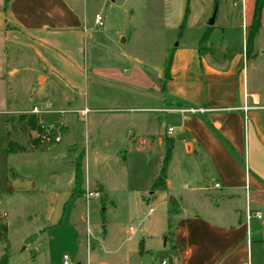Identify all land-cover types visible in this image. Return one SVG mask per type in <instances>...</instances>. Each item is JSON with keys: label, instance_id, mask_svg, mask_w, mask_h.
<instances>
[{"label": "rangeland", "instance_id": "374dc122", "mask_svg": "<svg viewBox=\"0 0 264 264\" xmlns=\"http://www.w3.org/2000/svg\"><path fill=\"white\" fill-rule=\"evenodd\" d=\"M67 1L86 9V32L75 53L60 43L27 45L4 14L0 154L10 143L27 151L10 154L6 165L0 161V217L9 227L8 245L0 244V263L7 253L8 264H60L65 254L77 264H170L173 230L164 232L184 215V206L221 224L228 219L209 199L195 202L197 186L219 194L213 189L215 175L201 156L187 155L181 115L154 110L164 106L158 90L168 81L165 72L171 74V56L178 51L195 63L185 51L196 48L212 65L239 69L241 103L245 77L247 93L264 97V8L253 55L247 58L244 17L252 23L255 0H244V7L239 0ZM188 6L191 18L182 28ZM215 12L217 23L210 29ZM97 15L103 27L96 25ZM208 32L210 40L203 42ZM112 68L128 69L126 77L137 68L154 87L111 79L106 70ZM167 101L172 107L179 104L168 95ZM35 106L43 112L37 115L43 126L53 130V122H61L67 127L56 134L60 142L49 136L43 146L34 144L41 135L21 117ZM84 108L90 110L86 119L80 115ZM81 153L84 196L72 195L75 159ZM172 153L170 202L164 203L160 193L152 194L153 186ZM88 192L99 198L88 200ZM131 227L138 231L132 239ZM142 240L145 250L139 254Z\"/></svg>", "mask_w": 264, "mask_h": 264}, {"label": "crops", "instance_id": "0c3cea01", "mask_svg": "<svg viewBox=\"0 0 264 264\" xmlns=\"http://www.w3.org/2000/svg\"><path fill=\"white\" fill-rule=\"evenodd\" d=\"M3 4L6 6L2 9ZM242 5L244 7L243 2ZM4 14L19 34L26 37L27 45L35 43L36 46L53 47L60 43L67 49L72 48L75 53L83 32H86L85 7L80 11L67 0H0V30L5 29ZM189 18L191 11L187 22ZM250 23L251 19L248 21L244 17V27L249 28ZM197 51L196 48L185 51L195 63L181 52L175 53L171 79L164 83L165 92L164 85L161 89L158 87V91L163 93L164 106L154 110L181 115L185 132L181 142L186 153L189 156L199 155L204 162L210 163L215 175L213 189L219 192L210 194L208 189L197 186L193 189L195 202L199 205L209 199L228 222L221 224L214 219L189 213L188 206H184V215L164 232L168 235L170 228L173 230L171 237L168 236L171 238L170 264H264V97L258 93H247L245 77L244 100L241 103L239 69L233 65H212L201 49V57ZM242 57L246 63V57ZM127 70L112 68L106 72L111 79L154 87L137 68L133 70V77H126ZM44 79L47 83L46 77ZM66 81L69 82L68 79ZM246 93L249 105L254 107L248 114V121L244 112L240 111L245 104ZM167 95L193 107H172ZM192 109L198 111L192 112ZM217 184L220 188H216ZM170 188L167 172L166 189L152 194L160 193L158 199L166 203L169 201L166 198H170L167 194ZM215 196L221 198L212 199ZM257 213L262 214L261 219L255 216ZM130 231L132 239L138 231L132 227ZM145 243V240L139 242V254L144 253Z\"/></svg>", "mask_w": 264, "mask_h": 264}, {"label": "trees", "instance_id": "16d2710c", "mask_svg": "<svg viewBox=\"0 0 264 264\" xmlns=\"http://www.w3.org/2000/svg\"><path fill=\"white\" fill-rule=\"evenodd\" d=\"M263 8H264V0H255L253 21L249 27V33L247 36L246 49H245V54L247 58L253 55L255 39L257 35L259 34L261 26H262ZM189 14H190V8L188 6L185 12L182 28L185 27ZM210 29H212V27H210ZM209 36H210V32H208L207 35L203 38V42L208 41ZM172 61H173V56H171L170 64ZM164 75L167 80L171 79L169 69L165 72ZM163 92H165V85L163 87ZM178 103H179L178 106L180 107H184V108L193 107L190 104L185 103L181 100H178ZM21 118L27 120L31 131H36L39 135H41L37 140H35L34 144L37 145L38 147L43 146L41 144L42 136L45 134L47 127L40 124V119L35 114L24 115ZM66 130H67L66 126H63L61 123H55L53 130H51V134L49 136L51 138H55L57 132H64ZM44 147L48 148L49 146L46 144L44 145ZM26 151L27 150L25 147H22L18 145L17 143H10L8 144L7 150L1 152L0 161L4 165H6L8 156L10 154L25 153ZM84 157H85L84 153H81L75 160V163H76L75 186H74L72 195L82 196L83 194H85V190H84L85 177H84V172H83ZM170 161H171V154H168L162 165L159 177L153 186V192L157 190L164 191L166 189L167 172H168V166L170 164ZM8 233H9L8 225L0 217V244L8 245V242H9ZM5 249H8V247H5ZM8 257H9L8 254L5 253V255L3 256V261L0 264H8Z\"/></svg>", "mask_w": 264, "mask_h": 264}, {"label": "built area", "instance_id": "2783aa9c", "mask_svg": "<svg viewBox=\"0 0 264 264\" xmlns=\"http://www.w3.org/2000/svg\"><path fill=\"white\" fill-rule=\"evenodd\" d=\"M239 1L244 2V0H239ZM96 25L100 26V27L104 26L103 18L100 15L96 16ZM248 100H249V95L246 93L245 94V104H244V106L242 108H240V111L244 112V114L246 116V118H245L246 121H248V119H249L248 114L254 109V107L249 105V101ZM191 111L192 112H197L198 110L192 109ZM42 113L43 112L39 109V107H36V106L32 110V114H35V115H40ZM89 114H90V110L88 108H85L82 111H80V115L82 116L83 119H86L89 116ZM168 133L171 135L173 133V129H170ZM50 134H51V130H50V128H47L46 129V134L42 136V141L43 142L44 141H50V137H49ZM54 141H55V143L60 142V137L59 136L56 137L54 139ZM216 188H220V185L217 184ZM95 197L99 198V194L98 193H94V192H88L86 194V198L88 200L91 199V198H95ZM151 212H153V210H151ZM255 216L258 219L262 218V214L261 213H257ZM62 264H77V263L75 261H73L72 258L68 254H65V255H63V258H62ZM163 264H167V262H163Z\"/></svg>", "mask_w": 264, "mask_h": 264}, {"label": "water", "instance_id": "95a60500", "mask_svg": "<svg viewBox=\"0 0 264 264\" xmlns=\"http://www.w3.org/2000/svg\"><path fill=\"white\" fill-rule=\"evenodd\" d=\"M216 15L217 13L215 12L212 16V18L209 19L207 25L210 26V27H213L215 26V23H216ZM123 43H125V40H123ZM34 239H32L31 241H33Z\"/></svg>", "mask_w": 264, "mask_h": 264}]
</instances>
